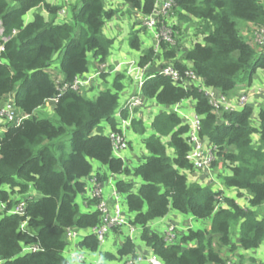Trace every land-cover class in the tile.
Returning <instances> with one entry per match:
<instances>
[{
    "label": "trees",
    "instance_id": "16d2710c",
    "mask_svg": "<svg viewBox=\"0 0 264 264\" xmlns=\"http://www.w3.org/2000/svg\"><path fill=\"white\" fill-rule=\"evenodd\" d=\"M12 1L14 4L0 0V22L7 38L0 53V99L12 94L15 107L25 116L0 136V264H68L63 256L68 245L66 229H88L99 223L98 212H81L76 202L84 193L83 178L91 173L93 160L113 174H132L142 180L135 192L130 182L116 181L115 186L124 195L132 222L141 226V240L164 264H229L231 259V264H242L222 250H236L234 236L244 250L255 249L264 241V103L254 125L253 107L215 112L197 87L184 89L168 77L156 74L142 87L145 98H153L163 107L187 99L194 102L193 110L201 116L200 135L216 146L213 166L220 163L228 170L220 183L225 190L245 191L247 206L237 204L225 190H214L212 183L191 180L184 172L192 171L186 158L189 148L182 137L187 126L172 111L154 117L151 133L143 139L148 155L129 169L113 154L110 139L99 126L106 121L110 129H116L114 113L120 107L124 75L117 74L110 88L92 98L63 89L88 72L89 56L97 64L105 63L112 40L103 34V25L113 11L104 9V0H77L64 9L71 20L59 22L62 6L49 0ZM123 1L143 16L150 14L154 5V0ZM172 9L180 21H198L196 34L202 38L184 50L181 60L176 58L174 46L160 43L162 57L180 73L190 66L205 86L232 98L241 72L247 73L244 81L250 84L256 70H264V54L257 55L241 33L246 24L264 22L260 0H175ZM33 10L31 21L25 23V15ZM129 43L140 48L137 32L131 33ZM61 52L62 80L47 70ZM154 55L153 47L143 49L138 64L147 65ZM53 98L58 125L36 114ZM135 124L139 122L133 118L131 125ZM67 127H72L68 152L65 144L53 143ZM139 132L143 134L145 127ZM254 135H258L256 141ZM164 137H169L167 143L162 142ZM168 147L173 156L168 155ZM95 176L101 181L104 178L98 173ZM30 188L37 194L26 199L23 214L10 213L16 205L10 193L17 189L26 194ZM171 209L207 220L209 228H188L168 244L148 224ZM23 223L35 233L22 232ZM29 245H36L35 250L24 251ZM78 246L94 252L99 241L90 233ZM117 253L134 255L132 240L125 238ZM252 264L264 263L253 260Z\"/></svg>",
    "mask_w": 264,
    "mask_h": 264
},
{
    "label": "built area",
    "instance_id": "2783aa9c",
    "mask_svg": "<svg viewBox=\"0 0 264 264\" xmlns=\"http://www.w3.org/2000/svg\"><path fill=\"white\" fill-rule=\"evenodd\" d=\"M264 7V2L260 1ZM175 6V0H154V5L150 14L142 17L141 27L150 32L155 38V47L154 51L157 52L160 49V43H165L173 46L171 43L172 39V25L168 24L169 14L172 12V8ZM65 15V10L61 11V13ZM252 25V34H250L248 43L255 50L257 55L264 54V22L260 25ZM168 26V29L165 30V27ZM165 30V31H164ZM3 38L0 40V53L4 50V44L7 40L3 35V26L0 22V36ZM169 37V38H168ZM0 61L3 59L0 57ZM2 63V62H0ZM128 66L126 68V73L129 75L137 85V92L133 94L126 101L120 105V107L115 111L114 118L116 120V129H110L106 135L110 139L111 148L113 154L116 156L122 150L128 148V140L125 134V130L130 127L131 121L134 118L135 110L140 108L143 103L145 97L142 93V87L145 82L150 77L155 76L156 74L168 77L175 85L180 86L184 89L189 88L190 86L197 87L199 91H201L204 96L207 98L208 103L213 107L215 112H219L221 110H241L245 106H249L250 98L253 97L254 93H252L251 89L247 87L244 91H241V94L238 95L235 99L229 98L226 95L220 93L217 89L205 86L200 79L191 69L190 66H187V70L183 73L173 66L171 62H165L162 66L159 67L157 72L150 73L151 75L145 77L144 71L146 67L151 63L149 62L145 66H140L138 61H129L127 62ZM106 72V66L104 63L98 64L96 71L91 74H86L84 76H78L74 79L72 83L63 85V89L70 88L76 92H80L83 88H86L89 83L98 78L102 73ZM13 98V97H12ZM54 99V98H53ZM56 99H54L55 101ZM180 102L177 104L179 105ZM175 112L176 114H181L182 124L187 126V131L182 135L185 139V142L188 145V151L186 158L190 162L192 166V171L187 172L189 178L191 180H196L195 178L198 176L200 172H203L211 167L213 161L217 159L216 157V146L213 144L206 142L200 135L201 130V116L197 115L193 112L191 115L183 114L179 111L177 105L172 106V109L167 112ZM6 114L9 118H12V112L1 111L0 116ZM126 114L124 117L123 115ZM179 115V114H178ZM25 115L21 113L20 120L14 125H17L21 122ZM180 116V115H179ZM220 166V163L218 164ZM198 181H201L200 178ZM213 182L209 178L207 181L201 183H211ZM104 186L101 180H98L94 175L90 180L89 184L85 185V204L86 206L91 204L88 212H98L99 215V223L93 228H88L90 233H93L98 241L99 248L97 251L103 247L106 242L107 234H118V242L121 245L123 244V238H130L139 232L141 233V226L134 224L132 222L133 216L126 214V209L121 206V203L124 201V195L121 194L115 183L108 182L107 187L110 188V195L107 198L104 195ZM225 190L223 186H218L217 191ZM226 191V190H225ZM219 198V197H218ZM220 201V198L218 199ZM25 207V206H24ZM22 214L24 212V208L22 209ZM10 213H18L17 210H11ZM176 229L175 225L168 226L163 236L164 240L168 244L174 243L176 240V236L174 231ZM76 228L70 227L66 229V241L67 247L70 244H75L74 239L79 234L84 237V234L80 233V230L76 232ZM83 230V229H81ZM117 231H122V234H119ZM89 233V234H90ZM88 235V234H87ZM82 237V238H83ZM122 238V239H121ZM133 242V241H132ZM66 247V248H67ZM36 245L33 250H35ZM77 248V247H76ZM149 249V247H148ZM83 250H88L86 248L74 249L69 254V259L71 264H80L86 261V254ZM90 251V250H88ZM100 252V251H99ZM229 260L228 263L231 264ZM146 261L149 264H164L153 252L151 249L147 251L145 254L140 253V255L136 256H128L125 258L120 264H140L141 262ZM113 264L111 262H98V264Z\"/></svg>",
    "mask_w": 264,
    "mask_h": 264
},
{
    "label": "crops",
    "instance_id": "0c3cea01",
    "mask_svg": "<svg viewBox=\"0 0 264 264\" xmlns=\"http://www.w3.org/2000/svg\"><path fill=\"white\" fill-rule=\"evenodd\" d=\"M61 1H63V4L67 3V1L71 2V0H61ZM103 2H104L105 10L113 11V15L109 19H106L103 25V34L107 38L112 40L109 56L107 57L104 63L106 66V72L102 73L98 78L93 79L86 88H83L81 90V93L89 98L95 97L100 90L110 88L112 79L115 78L117 74H123L124 78L121 81L123 84V88L119 93V105H122L126 101V97L133 94L134 91L136 90V83L126 73V68L128 66L127 62L138 61L143 49L148 47L154 48L155 40L150 32H147L146 29L141 27L143 15L138 9L132 8L130 4L124 2L123 0H104ZM27 14H30V12H28ZM30 16L31 18L25 21V23L31 21L32 15L30 14ZM174 18L178 20L176 16H174ZM246 25L247 26L242 28L243 30L249 26V24ZM133 31L137 32V37L140 44L139 49H134L130 47L131 45L129 43V40H130V35ZM117 36L118 38L116 39ZM191 45L192 44L190 42L187 43L188 48ZM181 51H183V49H181ZM179 52L180 50L178 51V53ZM161 58L164 60L161 52L159 53V57L157 60L153 58L151 63L146 67L144 71L145 77L151 75L150 73L157 72L159 67L165 63L163 60H161ZM97 66L98 64L94 61V63L89 67L88 72H86L84 75L94 73L96 71ZM58 78L62 80L63 75L60 73V75H58ZM233 95L234 93L232 94V96ZM261 101H263V98L256 99L255 97L250 98L249 101V106L253 107L252 121L254 125H257V112L259 106L261 105ZM48 102L49 100L47 101L46 104H48ZM175 105L178 106L179 111L183 114L191 115L194 112L193 110L194 102L191 99H187L183 104H181L180 102L179 105L178 104ZM170 108L172 109V107H168V108L163 107L162 105L158 104L153 98H145L143 105L135 110L134 118L136 122H139V124H135V126L130 125V127H128L125 130V134L128 140V148L116 154V157L122 159L125 165L129 169H133L134 167L140 165L141 163H143L142 159L143 160L146 159V155H148V152L145 148L143 139L151 133V124L154 117L160 112L170 110ZM178 114L177 115L181 118V114L180 113ZM104 123L105 125H102V123H100L99 126L101 127L103 134H106L110 130V126L106 121H104ZM141 127H145V132L143 134H140L139 132ZM168 139L169 137H164L162 138V142L167 143ZM257 139H258V135H254L253 140L256 141ZM167 153L168 155L173 156V150L169 147L167 148ZM91 164H92V171L87 177L83 178V182H85V185H88L89 180L94 175H96V173L100 174L101 176L103 175L104 178L102 179V183L103 186L104 184L106 186L104 187L103 192L107 198L110 195V188L107 187L108 182H111L113 184L116 183V181H124L128 183L130 182L132 184L134 192L137 191L140 185L142 184V180L139 177L134 176L132 174L129 175H126L124 173L113 174L107 169L106 166L100 164L95 160L91 161ZM196 180L198 181L199 179ZM199 182H204V181L202 180ZM227 191L229 194L226 193V195H228L231 198H234L237 204H239L240 206H247L248 198L247 200H245L242 199L241 197L242 194H246V196L248 197L245 191L238 189H228ZM85 200H86L85 193H83L82 195L80 194L76 200L78 205L81 206L82 208V211L80 210L81 212L83 211L88 212V210L90 209L89 207H91L90 204L91 202L89 203L88 206H86L87 204H85ZM122 204L124 208L127 210L125 201L122 202ZM130 215L131 217L133 216L132 214ZM169 222L177 223L176 228L178 235L185 232L188 228L194 227V229L196 228L207 229L209 228L210 225L209 221L207 220L204 221L196 220L192 216L184 215L179 213L178 211L171 209L169 210L168 214L165 215L164 217L151 221L148 224V227L150 230L156 231L158 233H163L166 228V223ZM80 233L84 234L85 236L90 233V230L80 229ZM138 235L140 236V232L138 233ZM114 237L119 238L118 234L110 235L109 240L104 243L100 252L99 251L95 252V256H90L89 254L94 252L86 250L87 253L86 261L80 264H98V262H102L103 260L101 261L99 257L101 256V254L104 253L101 252H103L104 250L106 253H112L111 251L113 250H110L109 246H110L111 238ZM233 243L236 246V250L230 252L228 251V249L226 250V248H223L222 250L223 254H225L226 256H228L229 254L230 256L231 255L233 257L235 256V261H237L238 263L241 262L242 264H252L253 260L264 263V241L257 248L250 250H244L239 246H237L238 242L236 236L233 237ZM137 244H138L139 252L145 254L147 250H149L148 247L144 245L145 243L137 242ZM76 247L80 249L78 243L70 244L67 247L68 249L66 248L68 256L65 258L68 260V264H71L69 259V254L74 249H77ZM140 264H149V263L143 261Z\"/></svg>",
    "mask_w": 264,
    "mask_h": 264
},
{
    "label": "rangeland",
    "instance_id": "374dc122",
    "mask_svg": "<svg viewBox=\"0 0 264 264\" xmlns=\"http://www.w3.org/2000/svg\"><path fill=\"white\" fill-rule=\"evenodd\" d=\"M49 1L51 2V4H56V2H57L56 5L62 6V9L59 11V15H61L60 17H58V19H59L58 21L59 22H68V21L71 20V14L67 13L66 15L62 16L64 14V12L61 13V11L62 10L64 11V9L67 11L66 7L69 6L70 4L76 2L77 0H71V2L67 1V3H65V4H63V1H61V0H49ZM9 2L11 4H14V2L12 0H9ZM262 2H264V0H262ZM33 12H34V10L30 11V14L33 15ZM30 14H27L26 17H24V21H27L28 19L31 18ZM41 14L46 19H48L49 15H48V13L45 10H42ZM167 23L172 25L171 28H173L172 37H171L172 41H171L170 44H172L174 46L175 50H176V56L178 57L177 59L181 60L182 57H183L182 55L184 53V50L186 48H188L187 47V43L188 42H190L192 44L193 42H201L202 41V38L200 37L201 35L200 34H196L198 32L197 31L198 29L196 28L197 27L196 25H198V21L193 20V19L189 20V21L176 20L174 18V11L172 10V12L169 14V20H168ZM243 25H244V23H241L239 25L240 28ZM252 27L253 26L250 25V26L246 27L244 30L241 28V32H242V34H243V36H244V38H245V40L247 42H248L250 34H252ZM167 29H168V26L165 27V30H167ZM75 35H76V33H75ZM2 38H3V36L1 35L0 36V40ZM117 38H118V36L116 37V39ZM154 40H155V38H154ZM166 45L169 46V44H166ZM131 48H133V47H131ZM181 49H183V51H181ZM179 50H180V52L178 53ZM160 51L161 50L158 49L157 52H155L154 59H156V60L158 59ZM61 54H62V52L60 54L58 53L57 55H55V57L53 58V62L51 64V66L47 69L49 72H52L53 75H57V77H58V75H60V69H59V60L60 59H59V57H60ZM88 60H89V65L91 66L94 63V61L90 58V56H89ZM161 60H163V59L161 58ZM163 61L166 62L165 60H163ZM0 62L3 63V61H0ZM246 76H247V73L244 71V72H241L239 74V76L237 77V80H236L237 83H236L235 90L233 92L234 95L232 96V99H235L238 95L241 94L242 90L244 91V89L249 87L251 89L252 93H254L253 97H255L256 99L257 98L258 99L259 98H263V101H261V105H262L264 103V70L263 69L256 70V72L254 73V75L252 77V80H251L250 84H248L246 81H244L245 80L244 78ZM113 79H112V81H113ZM111 84H112V82H111ZM111 84H110V86H111ZM136 92H137V85H136V90L134 91L133 94H136ZM133 94H131L130 96H132ZM130 96L126 97V99L129 98ZM185 101L186 100L181 101V104H183ZM54 102H55L54 99H49L48 104H45L44 106L39 108L36 111V114L38 116H41V117H47L53 124L58 125L59 124L58 123V119L55 116V114L53 113ZM260 106H259V108H260ZM1 111L12 112L13 115H12L11 119L6 114H4L3 116H0V136L4 133V131L8 128V126L14 125L15 122L17 123L18 120H20L19 118L21 116V113H20L19 110H17V108L14 105L12 94L4 96L3 98L0 99V112ZM101 123H102V125H105L104 121H102ZM71 132H72V127H67L66 132L60 138H57L53 143H55V144H65L66 150L68 152L70 150L69 139H70ZM142 161L144 162L145 160L142 159ZM213 164H214V161L212 162L211 167L208 168L207 170L203 171V172H200L199 173L200 175L198 174L196 179L200 178L201 181L202 180L203 181H207V179L209 178L210 180L213 181V182H211L212 183V188L214 190H217L218 186L219 187L223 186L220 183L221 176L223 174L227 173L228 170H227V168L223 167L222 164H220V166H218V164H217V166H213ZM2 189L9 191L7 186H3ZM14 191H15L14 193H10V198L13 201H16V205L13 208V210H17V212H18L17 214H22V211H23L22 209L25 206L26 199L30 198L31 196L36 195L37 193L34 192L33 188H30L29 191L26 194L18 193L17 189H15ZM226 193H228L227 190H226ZM241 197H242V199H245V200H247V198H248L246 196V194H242ZM121 206L124 207L122 203H121ZM0 209L3 210L1 205H0ZM79 209L82 211L81 206H79ZM83 212H85V211H83ZM126 214L130 216V214H132V213L127 209L126 210ZM170 225H175L176 226L177 223L176 222L166 223V228L168 226H170ZM21 229H22V232L32 233V234L35 233V229L28 228L25 223H23L21 225ZM78 230L79 229H77L76 232ZM117 232L119 234L123 233L122 231H117ZM174 234H175V236L177 238V236H178L177 228L175 229ZM160 235L164 236L165 233L164 232L160 233ZM109 236H110V234H107L106 241L109 240ZM82 237L83 236H80L78 234L75 237V239H74V243H78L82 239ZM132 241H133V244H134L135 254L134 255L129 254V255H125V256H120V255H118L117 251L120 248V246H122V245H121V243L119 244L118 238H116V237L111 238L109 249L113 250V251H111L112 253H109V254L110 255L112 254V256H114V257L113 258H109V257L107 258V256H105L106 252L103 250V252H101V253H104V254H101V256L99 257L100 260L101 261L103 260L102 262H111L113 264H120L125 258H127L130 255L131 256L140 255V253H142V252H139L137 242H141V243H144V242H142V240H141V238H140V236L138 234H136V235H134L132 237ZM123 242H124V237H123ZM34 246L35 245L25 246L24 247V251H27V252L31 251V250H33ZM101 248H100V250H101ZM67 249H65L63 251V256L64 257L68 256V253L66 251ZM147 251H149V250H147ZM83 252L87 255L86 250H83ZM89 255L90 256H95V252L94 253H90Z\"/></svg>",
    "mask_w": 264,
    "mask_h": 264
}]
</instances>
